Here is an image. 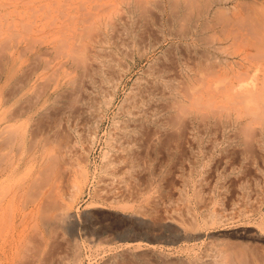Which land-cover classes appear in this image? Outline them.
I'll list each match as a JSON object with an SVG mask.
<instances>
[{"label": "rangeland", "instance_id": "1", "mask_svg": "<svg viewBox=\"0 0 264 264\" xmlns=\"http://www.w3.org/2000/svg\"><path fill=\"white\" fill-rule=\"evenodd\" d=\"M126 1L125 0H0V57L2 56V58L0 59V64L2 63L1 62L2 59L5 60V59H8L9 56H13V58H14V70L13 71L16 72V74H17V75L15 74L13 76L14 78H11L10 80H8L7 83L2 82V81H5L3 78H1V80H0V90H1V92H0V120L2 119V121H0L1 122L0 127L2 125L5 126V125L9 124L6 127L9 126L10 129L19 128V129H15L18 131V132L16 131V133H17L16 136H17L19 133L23 132L24 128L27 125H29L30 127H33L35 125V123H37V121H39L38 115L29 119L28 112H26V114L24 113L23 115H20V116L17 115L16 119L12 116H14L16 111H18V109H20V108H18L19 106L21 108L27 106L26 104L22 103V102H27L26 98L30 99L29 97L35 96L36 94L38 95L39 91L41 90V87H43L44 84L52 83L53 78L55 76V73H60V71L62 72V70H65V69L71 70L70 68H67L69 65L72 64L71 63L72 61L68 60L69 58L71 59V56L67 57L68 59L65 57V56H68L67 53H69L68 49L70 46L76 47L78 43H80V42L82 43V41H83L82 44L86 43L85 45L86 46L88 45V47H89V48L88 47L87 48L89 50H91L90 46L92 45L93 41L90 38H92L96 34L95 35L93 34V36L91 35L92 37L90 36V38H89V36H87L89 34L85 31L88 28L87 29L84 28L85 30L84 29L83 30L85 32H82L83 30H81L80 28L84 27V26H81V25H83V24L89 25L88 23H93V21L94 22L98 21L97 23H104V22H108L111 19L110 21H112V22L115 21L118 23V24L115 22L113 23L114 24L113 25L114 31L112 33L115 34L114 36H116V37L118 36L119 40H121L120 37H122L125 33H126L124 35L125 38L124 39L122 38V40H124V41H125V39L127 41L128 39L138 37V35L140 33L141 34L143 33L142 35H144V36L150 35L151 37L153 34L154 37L159 38L161 34H160V32H158V30H155V29H158L157 25H156V24H158V22L155 19L160 18L159 17V10H158L159 6H157L159 1L157 0L158 1L157 2L156 0H151L154 3V4H152V2H151L152 7L150 5V2L149 3L147 2L148 4H145V1H144L143 3L145 5H143L144 7L142 6L143 7V9H142L140 7V5H142V4H139L140 0H136L139 4V7H140V8H138V6L136 5L137 9L139 10L138 11L136 9L138 14L136 13V10H134L135 5L132 4V2H135V4H137L136 1H132V0L130 1L129 0L131 2V3H129L130 6L127 5L128 3ZM142 1L143 0H141V3H142ZM154 1H156V2H154ZM155 4H156V6H155ZM131 6H132V8L129 9V7H131ZM148 6L150 7L148 9L152 8L151 9L152 11L151 10L150 11L145 10L146 7H148ZM153 6L155 7L156 11H153V9H154ZM157 7H158V9H157ZM87 10H89V14L88 15L85 14L86 16H84V13H86L85 11H87ZM131 10H132V12H131ZM144 10L146 11L145 13H147V14L149 13L150 16L155 14V13L157 14V12H158L156 18L152 19L153 21L155 20V22H153L152 20L151 21L147 20L148 18L145 17L147 14L143 13ZM129 12L131 14H134V12H135V14L130 15ZM141 12L143 13V15H145V16H143V17H145V19L142 17V15H140ZM81 13L83 14V17H82ZM129 16H131L132 19H131V17L129 18ZM134 16H136V17H134ZM153 17H155V15ZM151 18H152V16H151ZM151 18H149V19H151ZM105 19H106V21H105ZM107 19H109V20H107ZM99 20L101 22H99ZM82 21H83V24H82ZM84 21H86V22H84ZM130 21L132 22V24H129ZM146 21H149L150 23H148V22L146 23ZM112 22H109V23H112ZM133 22H136L138 24V26L135 23L134 24L135 27H134ZM122 23H123V25H122ZM141 24L142 25L146 24V26H147V24H149L152 29L150 28V26H147L148 28H145L146 27L145 25L142 28V27H140V26H142ZM214 24L213 23L211 24V27L213 28L211 30H213V31L210 32V29L209 30L207 29L208 31H205V34L208 37H205V35H204V38H205L204 41L209 39L210 42H212V40H215L214 42H216L218 38L220 40L219 36L222 35V37H221L222 40L219 42L217 41L219 44L217 42H216L217 44L212 42V46L214 44V46L222 45V46L228 47L227 44H229V43L227 41L229 40V42H231V44L232 43L234 44V47H233V44H232L233 48L230 47L231 45H229V48H231V49L228 48L227 50L229 52H231L230 50H232V49L234 50L236 47L235 45H237L236 44L237 40L231 38L234 40V42L236 40V43H234L233 40H231V39H227V41L225 43V40H224L225 38L223 37L224 35L220 31V29L222 30L223 27L220 25V23L218 24V22H216V24H218V25H216V24L214 25ZM118 25H120V26L122 25V26L119 27ZM117 26H118V29H121L124 32L126 29V32L124 33L121 30L116 29ZM152 26H155V27H152ZM179 26H180L179 24H176L177 28H175V29L178 30ZM122 27L123 28L125 27V29H123ZM138 27H139V29H137ZM128 28H130V29H128ZM214 28H215V30H214ZM216 28H218V29H216ZM134 29H137L138 32H135L137 30L132 31ZM79 30L82 33H86V34L85 35L83 34L84 37L79 39V40H81L80 42L76 41V44H74L75 43L74 37L78 33L76 31H79ZM116 30H118V31L116 32ZM128 30L132 31V34L134 37L132 36V34H129L131 32ZM140 30L143 32H141ZM166 30H168V29H166ZM88 31L90 33L89 29H88ZM120 31L122 32V34L120 33ZM155 31H157V32H155ZM73 32H74V35L72 36ZM81 32H79L80 36H82ZM91 32L96 33L94 31H91ZM209 32L210 33H212V32L218 33L217 35L215 34L216 36H214V37L218 36V38L214 39L213 34L210 35ZM79 33H78V35H79ZM136 33H139V34L134 35ZM154 33L156 35L158 34V36H156ZM117 34H119V35H117ZM141 34H140V36H141ZM78 35L75 38H77ZM126 35H128L129 37L127 36V38H126ZM148 36L145 37V39H146L145 45L146 46L148 45L147 41L151 40L153 42L152 39L154 38V37H152V39H151V37L150 36L148 37ZM209 36H212L213 39L211 40ZM68 38H69V43H67V44L65 43L66 41L63 42L64 44L59 42V41H63L62 39H64V40L66 39L68 42ZM141 38H143V37L141 36ZM148 38H150V39H148ZM70 39L74 41V42L72 41L73 45L71 44ZM154 40H155V38H154ZM173 40L171 39L172 42L168 41V42H165V44L163 43L164 45H160V47H156L155 49H152V51L147 49L148 50L147 51L148 56H146L145 61H144L145 58L140 59L141 61L138 58H136L137 61L134 64V66L132 67V70L130 72H128L129 74L127 73L126 76L121 81L123 84L120 83V85L117 89L115 101L113 102L112 107L110 106L111 107V108H109L110 110L109 109L107 110L103 121L100 123V125L98 127L99 131L97 129L95 131L96 133L93 132L92 128L90 130L87 127L89 125H86L85 127H86V129L88 128L90 131L88 129H87L88 130L87 131L84 127L83 130H86L87 133H89V134L91 133L94 136H96V137L92 136L94 141L92 139H90V136H88L86 131L84 133V131L81 130L82 128H78V130L79 129L81 130V131L79 130V132H80L79 136L81 138L80 142H82V141L84 142V143L82 142V144L79 142V146L83 148L84 152L87 150L88 145L86 146V144H88V141L89 140H92V141H89L90 146L88 147L91 150L90 151L88 150L87 151L88 153L85 152L86 155H88L87 161H86L87 164H85V166H86L85 168L87 169V174H88L87 176L88 177H87L86 183L84 185V188L81 190V191H83V193L81 192L82 194L81 193L77 194L72 202H69L70 201L69 196H70V192H71L70 191L71 190V181H70L71 178L69 179L70 182L67 181L68 180L67 178H69L70 176H68V177L65 176V174L69 175L67 169L65 168L66 166H63L64 168H62V166H61V169H63V171H61L62 173L60 176H62V178L61 177L57 178L55 181L52 180V178H51V180H48V183L45 181L43 183L42 178L39 177L40 176L39 173H38L39 175L36 174L34 177L35 172L36 173L38 172V170H36L37 169L36 167H38V160L37 159H39V155H40L38 153L39 150H37L36 153L33 152L34 154L30 153L27 149L24 150L23 153H21V157L23 158L25 163L23 162L19 166L18 169L16 168L14 170L15 172H13V174L10 178H8L6 181L0 183V197H2V195L4 194L3 192L6 189H8V191H9L7 193L5 191L6 195L4 194V196H7V198H6V202H7L6 203V210L3 209L0 212L2 225H3L2 227L4 230V235L7 238V240H11V238H12V241L13 240L16 241V242H14L15 244H13L10 247V251L8 252L7 259H5L2 255H0V264H18V263L19 264H108L107 263V262H109L108 259L110 260L109 264L110 263L115 264V262H116V264H119V262L120 263L122 262L123 264H125L126 262H127L126 264H135V262H133L134 260L130 261V258H128V259L123 258L122 259V257L119 256V252L124 250L127 247L133 249L135 247L136 242H139V241L142 242V243L141 242L139 243V247L142 246V248H141L142 252L139 251L138 253H143L144 247H145L144 248V250H145L146 248H149L150 245L154 244L155 249L159 250L161 253L164 252L162 254L160 253V255L162 257H164L165 256L164 254H166V253L167 254L165 257H167L169 254L170 257L168 256V258L170 259V261L168 258L164 257L166 259L165 264L167 263L166 261H168L170 264L171 263L172 264H177V263H179V264H204L205 263L206 264V262H208L207 264H210V263L212 264V263H214V259H215L214 257H216V255L219 253V251H223V250L225 251V252L223 251L225 257H227V259H229V261L233 264H236V263L241 264V261H245V262H247V264H250V263L251 264H264L263 263L264 262V231H263L264 228L261 225V220H262L261 218L264 215V159L262 157V156H264V154H263L264 151L263 150L260 151L255 147L263 155L260 154L258 151L256 152V149H254V148H252V150H249L251 153L248 154L247 151H245V150H247L246 148H244L242 150V148L244 146L241 144V142H237L236 139L238 140V138H236V139H234V142H232L231 146H228L229 149H227V150L229 152H227V150H226V152L228 154L227 153L223 154V152L222 153L220 152L222 150L221 147H220L221 150L217 146L216 147L218 149L216 147H215L216 148L215 149L211 143V140H214V141L220 140L219 139L221 136L220 135L221 134L220 129L223 126V124H220V123H222L226 120L229 121L230 117L233 118V116H235L234 114L238 113L237 112L238 108L235 109V108H233L234 106H230L231 103H230V105H227V104H229V101L231 102L233 100L232 95L236 94L235 91H234V93H233V91H232V93L229 90H228L229 92L226 91L228 86H229V88H231L232 86H234V84L238 85L237 83L239 81L240 82L243 81L242 79H244V76H246L247 73H249V72L251 73V71H252L251 74H254L255 72H257V73H259L257 76L262 75L263 72H261L262 71L261 68H263L264 60L261 61V64H262V62H263V64H262V67L259 69L262 74H260V72H258V70L257 71H255V69L253 70V68H255V67L251 66L252 68L251 67H250L251 69L248 68L249 70L244 68V70H247V73L243 72V71L242 72L238 71V72H240L239 76L241 74L244 75L242 77L241 76L239 77L237 73L235 74L236 76L233 75L234 73L231 70H230L231 73L229 75V70L227 71V69L223 68V66H222V68L221 67L220 68L222 69V71H224L223 73H226V71L228 73H226L224 75L222 73V71L220 70V72H221V76H220V74L218 72L219 70L216 72L215 68H214V70H212L211 69L212 67H210L209 65H205V64H208L207 62H210V61H208L209 60L208 59L209 55H207L208 52L206 54L208 57L207 58V57H205V54H204V53H206V51L203 52V49H202V48H206V47H204L205 42H203V45L201 42H199V44H197L196 41L194 42L195 44H197V48L199 47L202 49V50L201 49L197 50L199 52L201 50V52H200L201 55L204 54L202 56L203 57L202 58L200 56V53H197V51L195 53L193 52L194 50H196V48L193 49V46L189 45V43L190 44L192 43V40L190 38L186 39L187 41L184 39L186 42L183 39H179V40L175 39L174 40L175 42ZM209 40H208V42H209ZM177 42H179L180 44ZM184 42H185V45H183ZM208 42H206V43L209 46L210 42L209 43ZM249 42H252V41L249 40ZM81 43L78 46H79V48L80 47H83V48L78 49V50L86 52L87 48L85 49V47H84L85 45L82 46ZM171 43H173V44H171ZM176 43H177V46H176ZM69 44H71V45H69ZM178 44L181 45L180 47H181L182 51L180 49H177L179 47ZM169 45L172 47H174V46L175 47L173 48L174 51L172 49H168L171 51H170V53H167L166 47L171 48V47H169ZM210 45H211V43H210ZM61 46L62 47L64 46V48L62 49ZM184 46L186 48H184ZM187 46H191V47L188 48ZM71 47H70V49H71ZM164 47H165V49H164ZM208 48H210V47H207L206 49H208ZM70 49H69V51H72L73 48L71 50ZM82 49H84V50H82ZM185 49H187V50L190 49L189 53L191 55H193V54L198 55L199 54L198 55V56H200L199 58L196 55L193 56L194 58L196 57L199 60H200V58H201V60L205 59L204 60L205 62L203 61L204 63L200 62V63L204 64L203 65L204 67L202 66L201 68L206 69V67H208L207 69L209 71V67H210L211 73H212V76L210 78L212 79V81L215 80V78L217 79L218 76H220L219 77V79H220L223 76L229 75L228 76L229 78L226 77L228 80L230 79L229 81H227L224 77L222 78V79H224L223 80L224 82L225 81L228 82L227 86L224 85L226 83H223V85H221V82H223V81H221L222 79H220V80L217 79L216 82L219 80V82H217L220 85L219 88L223 87V89H224L223 91H221L223 93H220L221 96H222V94L227 95V93H228V95H230V93H231V96H230L231 98L229 97L231 100L227 96L219 98L220 94L216 90H215L216 91L215 92L213 89L212 90L215 92V94L217 93L216 94L217 96L216 97L215 96L210 97V98H212V99H210L209 95L212 96L211 92H210L212 85L214 84L213 87L216 86L215 89H217V87L219 85L215 84L214 83L215 81H213L212 82L213 84H211V80H210L209 76L207 79H209L210 83L208 82V80H206L204 78V77H207V75L209 73L208 72L206 75L207 69L205 71H203L205 73L203 75H205V76L202 77L199 74V76L202 77V78H200V84L202 82H204V79L206 80L204 82V85L205 86L207 85L206 86L207 89H205V88L204 89L208 90V91H203V92H204V94H206L205 92H207V94H208V95H206L207 100H210V102H211L212 100L215 101L214 98L216 99V101H215L216 103L212 102L213 103L212 105H214L212 107H216V105L217 106L225 105V103L229 99L228 103L226 104V107L222 106L224 110H221V112L223 111V113H221V112L219 113L218 109L214 108L215 111L217 110V114L218 113L221 114V117L219 116V114L216 116V113L215 112L213 113L214 110L212 111L213 108L210 107L211 103H209L208 101H206L207 104L204 103L205 99H206L205 95H204L205 99L203 98L204 101H202V102L205 105L201 104L202 110L200 109L201 111H199L198 117H202L206 113L209 115L211 113L210 108H211L213 115L210 114L209 119H208L207 114L205 115V116H207V118L205 116L203 117L204 121H206V119H207L209 124H208V122H204L202 120L203 118L202 119L198 118L200 121H203V123L202 122L201 123L204 124V126H206L207 124L209 126L207 125L208 128L207 127H201L203 125L200 126L201 129L203 128L202 130L204 132L199 128L200 130L197 133L198 129L196 130V128H195L194 134H193V132H190L192 136L189 135L190 133L187 134L188 136H187L186 140H187V143H189V145L185 142L184 145L182 146V148H177L179 151L175 148V145H174L173 146L174 148L172 147V149H170L172 151V152L170 151L171 154H170L169 150L166 153L162 151L161 153L158 154L156 161H154L151 164L144 165L143 166L144 168L134 166V168L133 167H128V168L124 167L125 169H122V168L120 169L119 166L123 167L122 165H119V166L113 165L116 167V170L118 168L117 171L115 170V167H113V166H112V168H108L109 166H107V168L106 167L103 168L104 165L102 162V156L101 155L104 152V149H106V151L109 150L108 149L109 147H108V144L106 143V141L108 142V139L110 138V136L112 134L115 135L114 134L115 131H113V129H114L113 126L116 127L114 130H116V132H117V128H118L117 126L118 125L114 124V123H116L115 121L119 120V118L121 119L123 117V115H122V113L118 114L122 109L118 113L116 111L120 109L119 105H121L123 98H125V95L128 93L127 91L130 90V88L134 84V81L136 83V79H139L138 76H140L141 78H142V76L145 77L146 74H148L149 70L151 71V68L155 70V68H158V66H159L158 69H160L161 67H164L165 65L170 67L171 65H175V63H179L180 66L185 67V69H186L185 70L183 68L185 70L184 71L182 69V67L179 68V65L176 64L174 66V68L176 66H178V67H176L175 69H177V70H178V68L182 69L180 71L181 72V74H180L179 70L177 73V71L174 72L175 69H173V66L170 67V68H172V70L174 72V74H173L172 70L170 69V72L172 73L171 77H173V76L177 77L178 74H180L179 75L180 78L178 77V79L180 82H182V84L180 85L179 81H178V84L183 87L184 86L183 84L186 83L185 72L187 73L188 70H192V69H194L192 71L195 72V67L197 69V64H198L195 61L199 62L198 59L197 60L194 59L195 61L193 60V62L190 61V60H192L193 57L190 54H186L187 50L185 51ZM48 50H50V51H48ZM165 50H166V53H165ZM178 50H180V52H181L180 54H182L183 56H184V52H185V56L187 55V57H185V58H187V59H188V55H189L190 56L189 57V61H190L189 63H192L189 65H191V66L193 65L195 67L192 66L193 67L192 69L188 68V70H187L186 66H184L182 63L185 64L186 62H184V61L188 62V60L187 59L185 60L182 55H178L179 54ZM191 50H192V53H191ZM11 51H13V54L11 53ZM162 51H164V53ZM215 51H218V50H215ZM72 52L74 53V51H72ZM171 52H172V54H171ZM202 52H203V54H202ZM9 53H11L12 55H10ZM73 53L70 52L69 54L73 55ZM45 54H47V56ZM149 54H151V55H149ZM158 54L162 55V57L160 58V55H158ZM168 54H171L170 55L171 59L168 58V56H169ZM173 54H175L176 56ZM217 54H218V56H221L222 53L220 54L219 52H217V53L215 52V55H217ZM51 55H52V57L54 56L56 58V56H57V59H59V58H61V59L58 60L57 62H55L57 59L56 60L53 59L54 57L52 58ZM163 55H165L167 57V59ZM172 55H173V57H171ZM42 56L45 58H42ZM157 56L161 60L160 59L158 60ZM174 56L178 59V61L174 58ZM178 56L179 57L182 56L183 60L180 58L181 60L179 61ZM225 56L228 59L229 58L232 59L231 55H230L231 56L230 57L229 55H225V54H223L221 56V58H224ZM4 57H5V59H4ZM136 57H138V56H136ZM63 58H65V59H63ZM153 58H155V61ZM43 59L44 60L47 59L48 66H46V67L50 68V66H51V68H50L51 70L49 68L48 69L44 68L45 65H47V64H46V61H44ZM51 59H53V60H51ZM66 59H67V62L65 63L66 65L62 66L61 63L63 61H66ZM148 59H150V60H148ZM168 59L171 62H169ZM49 60L52 62L50 63ZM157 60L159 63H157ZM173 60L177 61V62H175L174 64H171L172 62H174ZM248 60H251V59H248ZM211 61L213 62V65H211V66L217 67L218 64L214 65L215 62L213 61V59ZM53 62L57 63V65L54 66L53 64H55V63H53ZM149 62L152 63L151 67L148 66V64L150 65ZM162 62L164 64L165 63L166 64L163 65ZM167 62L170 64V66L168 65ZM249 62L251 63L253 61L251 60ZM41 63H43V64L41 65ZM156 63L158 66H156ZM246 63H247L246 65L249 64L248 62H246ZM62 64H64V63H62ZM159 64L161 65V67ZM187 64L188 63H186L185 65H187ZM153 65L155 67H153ZM58 66L60 69L58 68ZM61 66L64 69H61ZM191 66H189V67H191ZM0 67H3V65L2 66L0 65ZM42 68H43V70H42ZM218 68L219 67H217L216 69H218ZM53 69H58V70L55 72ZM0 70H2V69L0 68ZM15 70H17V71H15ZM44 70H45V72H44ZM49 70L50 71L53 70V73L50 72L52 75L54 74L53 76H51L50 73L48 74ZM143 71L144 72L148 71V72L143 73ZM176 73H177V76L175 75ZM200 73H201V71H200ZM243 73H245L246 75ZM31 74H33V75L30 78ZM47 74L50 75L51 77H48ZM170 74H169V76H170ZM231 74L233 75V77L235 76L234 78H236V80L238 82L236 80H234V78H232ZM248 75H247V77H248ZM23 76H24V79H23ZM230 76H231V78H230ZM45 77H46V80H45ZM247 77L245 79H247ZM249 77H251V76H249ZM249 77L247 79V82H245L246 80L244 79L245 83L243 82L244 85H242L244 88H247V89L250 88L252 85L251 79ZM15 78H17V79H15ZM239 78H242V79L238 80ZM231 79H233L234 82ZM231 81H232V85H230ZM207 82L209 83V85H211V86H209V88H208ZM246 83L249 85H247ZM1 84H2V86H1ZM8 84L10 87L8 86ZM26 84H28V85H26ZM130 84H131V86H130ZM204 85H203V87H204ZM124 86H125V88H124ZM1 87L4 90L1 89ZM243 87L240 90L245 92V93L248 92V90L247 89H246L247 91L244 90ZM109 89H112L111 84H109V86L107 87L106 94H107V92L108 93L111 92V90H109ZM250 89H249V93H251V91L254 90V87L252 86ZM220 90H222V89H219V91ZM233 90H236V89L233 88ZM119 91H120V93H119ZM225 91L227 93H225ZM237 91H239V89ZM7 92L9 93V96L7 95L8 94ZM125 92H127V93L125 94ZM209 92H210V94H209ZM22 93H23V95H21ZM252 93H254V92H252ZM5 94H6V96H5ZM218 94H219V96H218ZM254 94H256V92ZM237 95L238 96L234 95L235 97H233V98H235V99H236V97L238 99L240 98L241 100H239V101L243 102V99L239 96L238 92H237ZM7 97H9V98H7ZM13 97H15V98H13ZM226 97H227V99H226ZM255 97L257 98V101H258L259 96L256 95ZM19 98H21V99H19ZM256 98L254 100H256ZM260 98H262V97H260ZM6 99H8V100H6ZM16 99H18V101H16ZM222 99H223V101H224V99H226V102L222 101V103H224V104H218V103H221L220 101ZM238 99H237V101H238ZM2 100L4 102H2ZM217 101H218V103H217ZM239 101L237 104H236V102H233L232 104H234L235 106L237 105V107H239L240 104L241 105L244 104V103L239 102ZM24 105H26V106H24ZM206 105H208V108L210 107L209 109L206 107L208 109L207 111H209L210 113L207 111H205V113H204V110H206V109H203V106H206ZM253 106L250 105V110H255V109L251 108ZM120 107H122V105ZM225 108L227 110H225ZM229 108H230V114L231 115L229 114V111H228ZM239 108L243 109V105H242V107L240 106ZM14 109L15 110L17 109V110L15 111ZM220 109L221 108H219V110ZM233 109H235L236 112L231 111ZM227 111H228V113H227ZM201 112L203 113V115ZM225 112L227 113V116H228V114L230 115V116H228V118H225L226 115L223 117ZM232 113H233V115H232ZM6 114H7V116H6ZM10 114H13V115H10ZM106 115H107V117H106ZM116 115L117 116L120 115V116L117 117ZM262 115H264V114H262ZM5 116L7 118V119L6 118L5 119L8 121V123L5 122L6 121L4 119ZM9 116H11L13 119L11 117H10L11 119H9L8 118ZM211 116H213L214 119H216L217 121H219L220 119L223 120V118L225 120L219 121L220 123H218ZM260 117L259 118L261 120L264 119V116H260ZM113 118H115V119H113ZM190 118L193 119V117H190ZM260 119H258L259 122L256 121L258 123V125H261V123L264 122V121L260 122ZM112 120L113 121L115 120V121L112 122ZM199 120L197 121V124H198L197 128L199 127V123H200ZM214 121L217 122L216 125H214L215 124ZM3 122L6 124H4ZM213 122H214V124H213ZM205 123H207V124H205ZM87 124H90V127L92 126L94 128V126H93L94 124H92V121L90 123L88 122ZM210 125L212 127H214V129H219L220 134H219V132H217L218 130L215 131L214 129L211 128ZM255 125H257V124H255ZM101 126H103V127L101 128ZM216 126H219V128ZM3 127H1V128L3 129ZM6 129H8V128H6ZM10 129H9V131H10ZM110 129H112V130H110ZM210 129L214 130L215 132H212V130L209 132L208 130H210ZM94 130H95V128H94ZM9 131L7 132V130H5L7 136L15 137L10 133L12 131H10V132ZM107 131L108 132L113 131V133H111V132L108 133ZM200 132H201V134L202 133L203 134L201 135ZM211 132H212V135H211ZM81 133H82V135H84L83 137L81 136ZM0 134H1L0 135V140H1L2 136L6 135V134L5 133L2 134L1 129H0ZM213 134H214V136H213ZM218 134L220 135L219 137H218ZM107 135H109L108 136L109 138L106 137ZM199 136H201V137L199 138ZM211 136L215 137L216 139L211 137ZM84 137H86V138H84ZM206 137L207 138L209 137V139H207ZM16 138L18 141H20L19 135L17 137H15L14 139H16ZM12 141H14L13 138H12ZM192 141H195V142H192ZM214 141H213V143H214ZM92 142L94 143V145H92L93 144ZM19 143L20 142L14 143V145H12V142H11V144L6 147L7 149H5V148L2 149V152H6V151H8V152L3 154L0 151V153L3 155H8V156H6V159L9 157V155H11V156L19 155L18 150H20V152H21V144H19ZM186 144L188 146H186ZM197 144H198V147L200 149L197 148ZM233 144L234 145L236 144L237 146L235 145V147H233L234 146ZM209 145H210V148H209ZM214 145H215V143H214ZM17 147H19V148H17ZM203 148H204V150H203ZM236 148L239 150H237ZM36 149H40V145H38L36 147ZM195 149H197L198 151ZM199 150H201V151H199ZM206 150L208 152H206ZM240 150L244 151L245 155H243L244 153L241 152ZM209 151L211 152V154ZM185 152H186V154H185ZM162 153H164V155H162ZM197 153H198V155H197ZM218 153H219V156H218ZM246 153H247L248 158L246 156ZM148 154H151V152ZM172 154H173V156H172ZM238 154L243 155V157L239 156ZM251 154H252V156H251ZM166 155H167L169 161H168V159H166L167 158V157H165ZM169 155H170V157H172L171 159H170ZM226 155H227V157H226ZM33 156L36 159L34 158V160L32 162L28 161V157L33 158ZM149 156H151V155H149ZM228 156H230V157H228ZM10 157L8 160H11ZM244 157L246 159V162H243V161H245ZM175 158H176V160H175ZM189 158H190V160H189ZM241 158H243L242 159L243 161L240 160ZM254 158H255V160H254ZM76 160L77 159L72 157L69 159L70 163H68V164L69 165L72 164V166H73L76 164L75 163ZM191 160H193V162H191ZM176 161H178V162H176ZM222 161L223 162L226 161V162L223 163ZM2 163L3 162H1V164ZM201 163L202 164L204 163V165H202ZM243 163H244V166H243ZM65 164H67V161L65 162ZM159 164H161V165H159ZM146 166H148V167H146ZM65 169H66V172L63 175ZM106 170H108L109 172ZM110 170H111V172H110ZM72 171H73V169H72ZM73 173H74V171H73ZM110 173L111 174L114 173L115 175L114 174L111 175ZM29 174H30V177H29ZM114 177H116V179ZM30 178H34V181H33L34 184H32L33 187L31 185L29 188L28 184H29V180H31ZM45 183H46V185H45ZM23 184H24V186H23ZM23 187L26 191L24 189H22ZM44 188L47 189L49 192H51L50 194L47 192L48 193L47 195H52L54 193L53 194L54 196H52V197L47 196L46 197V195H45L46 199L44 200V196L42 197V195H44L46 193ZM123 188L126 189L125 192H124ZM30 189H32V190H30ZM128 189H129V191H128ZM41 190H43L44 192ZM13 191L16 193H14ZM100 192H101V194H100ZM130 192H131V195H130ZM111 193H113V194H111ZM121 195H122V197H121ZM124 196H125V198H124ZM50 197L54 198L56 200H59L58 202H60V203H61V201L66 202L67 204L72 203L71 204V212L75 216L74 219H75L76 224H74L73 221L70 222L68 225L57 224V222L56 223L55 222L49 223L50 225L47 224L48 226L44 224L43 213H42L43 211H41L42 210L41 207L43 206L42 204H44V203L47 204L46 200L50 199ZM2 199L0 198V200H2ZM9 200H10V202H9ZM50 200L48 201V203L50 202ZM118 200H120V201H118ZM44 201H46V202H44ZM7 204L9 206H7ZM46 204H44L45 206H43V207L53 209V207H51L52 205L47 204L48 205L47 206ZM125 204H127V205H125ZM39 206H41L40 207L41 210L38 208ZM49 209H47L49 214L54 213L51 211H56V210H50L49 211ZM39 210L41 211V213ZM136 212H137V214H136ZM212 215L215 216L216 219L220 220L221 222H218L216 219H214V221H213L212 220L213 218H210V217H213ZM5 218H7V219H5ZM160 218H161V220H160ZM3 219H5V221ZM194 220L195 221L197 220L198 222L197 221L196 222H197V224H199L198 225L199 228H196L197 230L190 228L192 226L189 225ZM3 221L5 222V224L3 223ZM215 221H216V223H213ZM160 223H163V224H160ZM187 229H188V231H187ZM183 231L185 232V235L188 234V236H185L186 239L182 238V237H184ZM112 232H114V233H112ZM197 232H199V233H197ZM136 233L138 235H142V236H139L138 238H136V239H138V241L131 238ZM198 234L201 236H199ZM156 237L158 239H156ZM19 238H22V239L20 241H18ZM124 238H126L127 240ZM24 239H25V241H26V239L28 241V242L26 241V244H24L25 243ZM152 240H154V241H152ZM134 241H136V242H134ZM19 242H21L20 244L22 246L19 244ZM27 243H29V245H28L29 250L27 247H25V246H27ZM121 243H123L124 246ZM155 243L158 245H156ZM238 244H240V245H238ZM126 245H127V247H126ZM132 245L134 247H132ZM146 245H147V247H146ZM226 245H228V246H226ZM233 245H235L234 248H231V247H233ZM237 245L240 248H237L238 247ZM244 246H245V248H244ZM32 247H34V250H32L33 249ZM228 248H229V250H227ZM235 250L238 252L236 253ZM251 250H252V253H251ZM33 251H35V252H33ZM145 251H148V250H145ZM242 252H243V254H242ZM248 252H249V254H248ZM115 253H118L117 256H114V255H116ZM146 253H144V255L142 256V260L147 261V259H149L150 261L151 260L154 261V257H152L150 255L148 256L149 252H146ZM232 253L234 256L232 255ZM227 254H229V255L231 254L230 257H232V258H229V255H227ZM235 254H237V255H235ZM145 255H147L148 257ZM117 257H118V259H117ZM236 257H238V258H236ZM239 257H240V259H239ZM211 260H213V262ZM129 261L133 262V263H130Z\"/></svg>", "mask_w": 264, "mask_h": 264}, {"label": "bare ground", "instance_id": "2", "mask_svg": "<svg viewBox=\"0 0 264 264\" xmlns=\"http://www.w3.org/2000/svg\"><path fill=\"white\" fill-rule=\"evenodd\" d=\"M130 1L129 0L126 1L128 3L127 4L128 6H130V4H129V3H131ZM132 1H136V0H132ZM144 1H145V4H148L150 2L151 7H152V4H154L153 1H151V0H143L142 3H141V0H140L139 4H142V5H140V7L142 9L144 7L143 5H145L143 3ZM156 1H154V2H156ZM158 1H159V3H158L159 5L157 4V6H159V9H158V7H157V9L159 10V17H160L159 19L160 20L158 18L155 19L158 22V24H156L157 22L155 23L157 25V28H158V29H155V30H158V32H160L161 35H160L159 38L158 37L156 38L152 34V37H154L155 40H154V38L152 39V37L149 35L151 37V39L153 40V42L151 40L150 41H147V44H148L147 46L145 45L146 44L145 37H147L148 35L147 36H144V35H142L143 33L141 34L139 32L141 34V36L143 37V38H141V36H140L139 33L134 34V35H138L139 34L138 37H134L133 34H132V31H135V30L139 29V27L137 29L132 30V31L128 30V31L131 32L129 34H132V36L134 38L128 39L127 41L125 39V41H124V40H122V38L123 39L125 38L124 35L126 34L125 33L126 32V29H125V27L124 28L122 27L123 29H125V32L123 30H121V29H118V26L121 27L123 25V23H122L121 26L118 25L116 27V29L121 30L122 32L125 33L122 36L121 35L122 32L120 31V33H121L120 35L122 37H120L121 40H119L118 36L116 37V36H114L115 34L112 33L114 31L113 30V28H114L113 27V25H114L113 23L115 21L112 22V21H110L111 19L110 20L107 19L109 21L108 22H104V23H97L98 21L97 22L96 21L95 22L93 21V23H88L89 25H86V24L84 25L83 24V21H82V24L83 25H81V26H84V27H81V28L79 27V28L81 30H83L84 28L85 29L88 28L90 30V33L91 34L89 33L88 29L87 30L84 29V30L89 34V35H87V36H89V38H90L91 35L93 36V34L94 35L96 34L95 36H93L94 38L91 36L93 39L90 38L93 41L92 45L91 46L89 45L91 50L88 49L89 48L88 45L87 46L85 45L86 43L82 44L83 41L81 43L80 42L81 40H79L82 37H84V35L86 33H82V32H85V31L84 30L82 32L80 30L79 31H76L78 33L81 32L82 33L81 34L82 36H80V33H79V35L77 33L78 37L75 38L77 35L74 37V40H75V43L74 44H76V41H77V42H80L82 46L85 45L84 46L85 49L88 47L86 49L87 50L86 51L87 53L84 52V51L78 50V49L83 48V47H80L79 48L78 45H80V43H78L76 47L75 46L74 47L73 46L72 47L70 46L71 49L72 48L74 49V50L72 49V51H74V53L72 51H69L70 47L67 45L69 47L68 52L69 53L70 52L73 53V55L67 53L68 56H65L66 58L69 57V56H71V59L72 60L70 58L69 59L67 58L68 60L72 61L71 62L72 63L71 64L72 66L69 65L67 67V68H70L71 70L65 69V70H62V72L60 71V73H55V76L53 78V82L52 83L44 84L43 87H41V90L39 91L38 95L37 94L36 95L34 94L35 96L29 97L30 99H27L26 98L27 102H22L23 104H26L27 105V106L24 105L26 107H22L21 108L19 106L18 108H20V109H18V111H16L17 109L16 110L14 109L16 111V113L12 117H14L15 119L17 118V115L20 116V115H23L24 113L26 114V112H28L29 119H31L34 116L38 115V120L39 121H37V123H35V125L33 127H30L29 125H27L24 128L23 132H21V133L18 134L19 137H20V141H18L17 138L14 139L15 137L18 136V135L16 136V134H17L16 131L17 130H15V129H19V128H15V129L12 128V129H10L9 126L6 127L9 124H7L5 126L2 125L1 127L4 126L3 129L0 127V129L2 131V134H4V133L6 134L5 130H7V132H8L9 129H10V131H12V132H10V131L9 132L13 136H15V137H10V136H7V134L2 136V138H1L2 141L0 140V143H1L0 144V151L1 152H2V149H4V148L7 149L6 147L9 146L11 144V142H12V145H14V143H18V142H20L19 144H21V152H20V150H18L19 151V153H18L19 155H17V156H15V155L14 156L9 155V157L11 156L10 157L11 160H8L9 157L6 159V156H8V155H3V154H5L8 151L2 152L3 154L0 153V183L4 182L8 178H10L12 176L13 172H15L14 170L16 168L18 169L19 166L24 162L23 158L21 157V153H23L24 150L27 149L32 154H34L33 152L36 153L37 150H39L38 153L40 155H39V159H37L38 160V167H36L37 168L36 170H38V172L37 173L35 172L34 177H35L36 174L39 173L40 174L39 177L42 178L43 183H44V181L48 183V180H51V178H52V180L55 181L57 178H60V177L62 178V176H60L61 173H62L61 171H63V169H61V166H62V168H64L63 166H66L65 168L67 169L69 175L65 174L66 169H65L63 175L65 174V176H67V177L70 176L69 178H67L68 180L66 179L67 181H69V179L71 178V180H70L71 181V190H70L71 192H70V196H69V200H70L69 202H72L73 199L76 197L77 194H79L81 192L83 193V191H81V190L84 188V185H85L86 180H87V177H88L87 176L88 175L87 174V169L85 168L86 167L85 164H87L86 161H87V156H88V155H86V153H88L87 152L88 150L89 151L91 150V149L88 148L90 146L89 141H92V140L94 141V139L92 137L94 135L91 134V133L90 134L87 133V131L89 129L91 130V128H92L93 129L92 131L95 132L98 129L100 123L104 119V116H105L107 110L112 107V104L115 101L116 94H117V89H118L120 83H122L121 81L126 76V74L132 70V67L134 66V64L137 61L136 58H138L139 60L142 59V58H145L144 61L146 60V56H148L147 55V51H148L147 49H149L150 51H152V49H155L156 47H160V45H164L165 42L171 41V39L172 40L173 39L174 40L175 39L176 40H179V39H183V40L185 39L186 40V39L190 38L192 40V43L191 44L189 42L188 43H189V45H192L193 46V49L196 48V50L193 51L194 53L197 50L201 49L199 47L197 48V44H199V42H201L202 45H203V42H205L204 47H206V48L207 47H210L208 49L202 48L203 49V52L206 51V53H204L205 54V57H207V55H209L208 56L209 58L207 57L209 60L208 59L207 60L212 63L211 64L210 62H207L208 64H205V65H209L210 67H212L211 68L212 70H214V68H215L216 72L219 70L218 72H219L220 76H221L220 70L222 71V69H221L222 66H223V68L227 69V71L229 70V75L231 73L230 70L234 73L233 75H235L237 73L238 76H239V73H240L238 71H241V72L243 71V72H246L247 73V70H244V68L248 69L251 66L252 67H255V68H253V70L255 69V71L258 70V72H260L259 69L262 67V64H263V62L261 64V61L264 60V0H158ZM151 2H152V4H151ZM136 3L137 4H135V2H132V4L135 5V7L133 6L135 8L134 10L137 9V6H138V8H140L137 1H136ZM149 6L146 7L145 10H149L150 11L152 8L151 9H148V8H150ZM155 6H156V4H155ZM130 8H132V6L129 7V9ZM153 8H154L153 11H156L154 6H153ZM132 10H131V12H132ZM137 10H136V13H137ZM145 10L143 11V13L146 12ZM85 12L86 13H84V16H86L85 14H87V15L89 14V10H87ZM143 13L141 12V14L140 13L139 14L142 15V17H143V16H145V15H143ZM129 14L130 15H134L135 12H134V14H131L129 12ZM145 14H147V13H145ZM148 14L145 17L148 18L147 20H150L151 21L153 18H156L158 12H157V14L155 13V14L151 15L152 18L150 16V14L149 15ZM154 15H155V17H153ZM82 17H83V14H82ZM130 17L131 16H129V18ZM134 17H136V16H134ZM145 17H143V18L145 19ZM149 18H151V19H149ZM131 19H132V17H131ZM155 20L154 21L152 20V21L155 22ZM105 21H106V19H105ZM84 22H86V21H84ZM99 22H101V21L99 20ZM109 22H112V23H109ZM130 22H129V24H132V22L131 23ZM147 22L150 23L149 21H146V23ZM216 22H218V24L220 23V25L223 27V29L222 30L220 29V31L224 35L223 37L225 38L224 39L225 40V43H226L227 39L233 38V39H236L237 40V43H236V40L234 42V40L231 39V40H233L234 43L237 44V45H235L236 46L235 49L234 50L232 49L233 51L230 50L231 52H229L227 50L229 48V45H231L230 47H232V44H233V43L231 44V42H229V40L227 41L229 43V44H227L228 47H225V46H222V45H220V46H214V44L212 46V42L215 41V40H212V39L213 38L214 39L215 38L216 39L218 38V36L217 37H214L218 33H214V32L210 33L211 31H213V30H211V29H213L211 27V24L212 23L213 24L214 23L216 24ZM115 23H117V22H115ZM135 23L136 22H133V25ZM176 24H179L180 25L178 30L175 29V28L178 27V26L176 27ZM218 24H216V25H218ZM136 25L138 26L137 23H136ZM144 25L146 26V24H143L140 27L143 28ZM147 26H150V25L147 24ZM147 26L145 28H148ZM134 27H135V25H134ZM152 27H155V26H152ZM130 28H128V29H130ZM150 28H151V26H150ZM166 29H168V30H166ZM207 29L208 30L210 29V32H209L210 35L213 34V38H212V36H209L210 39L212 40V42H210V40L208 39L209 42L211 43V45L208 42V40L204 41L205 40L204 35H205V37H208L205 34V31H208ZM216 29H218V28H216ZM118 30H116V32ZM214 30H215V28H214ZM91 31H94L96 33H92ZM74 32H73L72 36L74 35ZM135 32H138V30L135 31ZM141 32H143V31H141ZM155 32H157V31H155ZM117 35H119V34H117ZM127 36L128 35H126V38H127ZM156 36H158V34ZM219 37H220V40L218 38L217 39L218 42L222 40L221 39L222 35L219 36ZM66 39L65 40L62 39L63 41H59V42H61L62 44H64L63 43L64 41H66L65 42L66 44L69 43V38H68V42H67ZM148 39H150V38H148ZM249 40H251L252 42H249ZM70 41H71V44L74 42L71 39H70ZM195 41L197 42V44L194 43ZM185 42H184L183 45H185ZM206 42L209 43V46H208V44ZM216 42H214V43H216ZM177 43H179V42H177ZM177 43H176V46H177ZM71 44H69V45H71ZM171 44H173V43H171ZM180 46L181 45H179V47L177 49H180L182 51V49H181ZM169 47H171V48L166 47L167 53H170V51H171V50H168V49H172L174 51L173 48L175 46L172 47V46L169 45ZM187 47L189 48L191 46H187ZM233 47H234V44H233ZM63 48H64V46L62 47V49ZM184 48H186V47L184 46ZM164 49H165V47H164ZM229 49H231V48H229ZM82 50H84V49H82ZM166 50H165V53H166ZM180 50H178L179 51V54L178 55H182V54H180L181 53ZM186 50L187 49H185V51ZM189 50H187L188 53L186 52V54H190L189 53L190 52ZM201 50H200V52H201ZM215 50H218V51H215ZM48 51H50V50H48ZM162 52L164 53V51H162ZM200 52L197 51V53H200ZM203 52H202V54H203ZM207 52H208V54H207ZM215 52L216 53L219 52L220 54L222 53L221 56L223 54L229 55V56L231 55L232 56V59H230V58L228 59L226 56L224 58H221V56H218V54L215 55ZM11 53L13 54V51H11ZM11 53H9V54L12 55ZM191 53H192V50H191ZM171 54H172V52H171ZM171 54H168L169 55L168 56L169 59H171L170 58V55ZM175 54H173V55H175ZM45 55L47 56V54H45ZM149 55H151V54H149ZM158 55H160V54H158ZM165 55H163V56H165ZM173 55L171 57H173ZM194 55L198 56L199 54L198 55L197 54H193L191 56L193 57ZM203 55H201V53H200V56L201 57ZM136 56H138V57H136ZM175 56H174V58L178 61V59ZM182 56H180V57L178 56L179 57V61L181 59L183 60V58L185 60L187 59V58H185V57H187V55L185 56V52H184L183 58H182ZM200 56H198V58ZM51 57H52V55H51ZM161 57H162V55H160V58ZM189 57L190 56L188 55V59H187L188 62L187 61H184V62L188 63L187 64L188 66L185 65L186 63L185 64L182 63L184 66H186L187 70H188V68L189 69H192L193 67H195L193 65H192L193 67L191 65H189V64H192V63H189V62L190 61L193 62L194 59L195 60L198 59L196 57L195 58L193 57L192 60L189 61ZM1 58H2V56L0 57V59ZM42 58H45V57L42 56ZM155 58H153L154 61H155ZM160 58L158 57L157 59L159 60ZM4 59H5V57H4ZM53 59L56 60L57 59V56H56V58L54 57ZM53 59H51V60H53ZM60 59L61 58L57 59L55 62H57ZM63 59H65V58H63ZM67 59H66V61H63L62 62L64 64L61 63L62 66L66 65L65 63L67 62ZM166 59H167V57H166ZM169 59H168V61L171 62ZM212 59L216 63V64L214 63V65H217L218 64L219 66L217 65V67H219V68L221 67L220 69L219 68L216 69L217 67L211 66V65H213V62L211 61ZM248 59H251L253 62L250 63L249 61H251V60H248ZM2 60H1L2 63L0 65L1 66L3 65V67H0L2 69V70H0V80H1V78H3L5 81H2V82H6L7 83V81L10 80L11 78H14L13 76L16 74V72L13 71L14 70V58H13V56H9L8 59H5L6 61L5 60L2 61ZM148 60H150V59H148ZM158 60H157V63H159ZM204 60L203 59L201 60V58H200L199 62L195 61L196 63H198L197 64V69L195 67V72L192 71L194 69L188 70L187 73L185 72V75H186L185 76L186 83L183 84L184 85L183 87L180 86L182 84V82L179 81L178 77L180 78V76H179L181 74L180 71L183 68L185 69V67L180 66L179 63H175L177 61H174V60H173L174 62H172L171 64H174L175 63V65L176 64L179 65V68L182 67V69H179L178 68L180 74H178V76H177L178 70L175 69V68L178 67V66H176L174 68L175 65H171V66H173V69H175L174 72L177 71V73L175 74L177 77H174V76L171 77L172 73L174 74V72H173L172 68H170L171 66H170V64L168 62L167 63H168V65L170 67H168L167 65H165L166 63L164 64L162 62V64L165 65V66L164 67H161V65L159 64L161 68L158 69L159 66L156 63V66H158V68H155V70L151 68V71L149 70V72L148 71H145L146 73L148 72V74H146L145 77L142 76V78H141L140 76H138L139 79H136V83L134 81V84L132 85L131 88L129 87L130 90L127 91L128 93L125 92V94L127 93L125 95V98L122 97L123 98V101L121 102L122 107H120L121 105H119V108L120 109L118 108L119 110L116 111L118 113L122 109L118 114L122 113V115H123V117L121 119L119 118V120H116V121L114 120L116 122L114 124H117L118 125L117 126L118 127L117 128V132H116V130H114L116 127H114L112 125L113 128H114V129L112 128L113 131L116 132V133L114 132L115 135L112 134L113 135L112 136L110 134L111 135L110 138L108 137L109 135L106 136L107 138H109L108 139V142L106 141V143L108 144V147H109L108 149L109 150L106 151V149H104V152L101 155L102 156V162H103V165H104L103 168L104 167L107 168V166H109L108 168H112L113 165H115V166L116 165H118V166L119 165H122L123 167H120L119 166L120 169L121 168L122 169H125L124 167H126V168L133 167L134 168V166L144 168L143 167L144 165H148V164H151L154 161H156V158L158 157V154L161 153L162 151L166 153L169 150V152H170L171 151L170 149H172V147L174 145H175V148L176 149L177 148H182V146L184 145V143L185 142L187 143V140H186V138L188 136L187 134H189L190 132H193V134H194L195 128H196V130L198 129V131H197V133H198L199 130L201 129V127H207V125L209 124V122L206 119L207 116H208V119H209L210 114L213 115V113L215 112L216 113V116H217L221 112V110H224L223 107H226V104L228 103L229 99L231 98L230 96H231L232 91H233V93L235 91V93H236V94H234L235 96H238L237 95V92H238L239 96L243 99V102L242 101H239V100H241L240 98L239 99L237 97H236V99L233 98L235 96L232 95L233 96L232 97L233 100L231 102L229 101V104H227V105H230V103H231L230 106H234L233 108H235V109L238 108L237 109V112L238 113L237 114H234L235 116H233V118L230 117L229 118V121L228 120L224 121L225 119L223 118V120L220 119L219 121H224V122L220 123L219 121H217L216 119H214L213 116H211L218 123L223 124V126L221 125L222 128L220 129L221 130V134L219 132V129H214V127H212L213 125L212 124H211L212 126L210 125L211 128L214 129L215 131L218 130L217 132H219V134L221 135L220 136L218 134V137L220 136V138H219L220 140H218V141L215 140L216 142L214 140H211V143H212L213 147L215 148L217 146V147H219V149L221 147L222 150L220 149L221 150L220 152L221 153L223 152V154L224 153L226 154L227 152H229L227 150V149H229L228 146H231L232 142H234V139L238 138V140L236 139V141L237 142H241V144L244 146V147L242 146L243 147L242 150L244 148H246L247 150H245V151H247L248 154L251 153L249 150H252V148H254V149L257 148L260 151L261 150L264 151V122H263L264 119H262V120L260 119L261 118L260 116H264V115H262V114H264V69H263L264 68V64H263V68H261V70H262L261 72H263V74L260 72V74H262V75H259L260 77L257 76L259 74L257 72H255L254 74H251L252 71H251V73L250 72L247 73V75L249 74L248 77L251 76V77H249L251 79V84H252L251 87L253 86L255 91L252 89L253 91H251V93H249V89L251 87L247 89V88H244L242 86V85H244L245 82H247V79H248V77H247V75L245 73H243V74H245L246 76H244L242 74L240 76L241 77L244 76V79L247 77V79H245L246 80L245 81L244 79L239 78L238 80H240V79L243 80L241 82L240 81L238 82L236 80V78H234L236 75L233 77V75L231 74L232 78H234V80H236L238 82L237 83L238 85H235L234 84V86H232L236 90H233L232 87H231L232 88L231 89L228 86V88H227L226 91L229 90L231 92L230 95H228V93L225 91V93H227V95L226 94L225 95L222 94V96H221L220 93H223L221 91H223L224 89H223V87L219 88L220 85L217 82H219V80L222 79L223 77L227 81H229L230 79L228 80L226 78L229 75L223 76L222 78L219 79L220 76H218L219 75L218 74L217 75L218 76L217 79H219V80L217 82H216V80H217L216 78H215V80H213V81H215L214 82L215 84H218L219 85L217 87V89H215L216 86L213 87L214 84L212 83L213 81L210 78L212 76L211 69L209 67V71H208V69H207L208 67L205 66L206 69H207L206 75H207L208 72L209 73H208L207 77H204V78L206 80H208V82L210 83L209 79H207L208 76H209V78L211 80V84H213L211 90L209 89L210 92H211V95H212V96L209 95V98L210 97H213V96L216 97L217 96L216 95L217 93L215 94L216 91L220 94V96L218 94L219 98L220 97L222 98V97H225V96H227L228 98L230 97L227 102H226L227 97H226V99H224V101L226 102L225 105H220L221 107L220 106H217V105H216V107H212V106H214V105H212L213 104L212 102L216 103L215 102L216 99L214 98L215 101L212 100L211 102H210V100H207L206 95H208V94H207V92H205L206 94H204V92H203V91H208V90H205V89H207V87H206L207 85L206 86L204 85V82L206 81L204 78H203L204 79V82H202L203 84L202 83H201L202 85L200 84V78H202L203 76H205V75H203V74H205L203 71H205L206 69H202L201 68L204 65L203 64L205 62ZM44 61H46V64H47V59H45ZM51 62L52 61H50V63ZM55 62H53V63H55ZM151 62H149L150 65L147 63L149 67H151V64L153 63V62L152 63ZM200 62H203V63H200ZM246 62H248L249 64L246 65L247 64ZM42 64L43 63H41V65ZM53 65L54 66L57 65V63H55ZM154 65H153V67H155ZM46 66H48V64L45 65V67L44 66L43 67L46 68V69H48L49 67H46ZM62 66H61V69H64ZM189 66H191V67H189ZM50 68H51V66H50ZM58 68H59V66H58ZM170 69L172 70V73L170 72ZM42 70H43V68H42ZM45 70H44V72H45ZM50 70H49L48 74L50 72L53 73V70L56 72L58 69H53L52 71H50ZM15 71H17V70H15ZM200 71H201L202 74L200 73ZM227 71H226V73H228ZM145 72L143 71V73H145ZM223 72L224 71H222V73ZM226 73H223V74L225 75ZM169 74H170V76H169ZM199 74L202 77H200ZM32 75L33 74L30 75V78L32 77ZM53 75L51 74V76H53ZM51 76L48 75V77H51ZM231 76H230V78H231ZM15 79H17V78H15ZM23 79H24V76H23ZM45 80H46V77H45ZM223 80L224 79H222L221 81H223ZM231 80L234 82L233 79H231ZM178 81H179L180 85L178 84ZM227 81L221 82V85H223V83H226L224 85L227 86V84H228ZM232 81L230 82V85H232ZM209 83H208V88H209V86H211V85H209ZM109 84H111L112 89H109V90H111V92H109V93L107 92V94H106L107 87L109 86ZM26 85H28V84H26ZM203 85H204V87H203ZM247 85H249V84H247ZM1 86H2V84H1ZM8 86H9V84H8ZM130 86H131V84H130ZM242 87L244 88V90L247 89L248 92L245 93V92L241 91L240 89ZM124 88H125V86H124ZM218 88L219 89H222V90L219 91ZM1 89H3V88L1 87ZM212 89L214 91L215 90L216 91L214 92ZM238 89H239L240 92L237 91ZM0 92H1V90H0ZM210 92H209V94H210ZM252 92H254V93L256 92V94H254ZM119 93H120V91H119ZM7 95L9 96V93ZM21 95H23V93ZM204 95H205V98L206 99L204 98ZM256 95L259 96V100L258 101H257V98L255 97ZM5 96H6V94H5ZM260 97H262V98H260ZM7 98H9V97H7ZM13 98H15V97H13ZM203 98L205 99V102L204 103H206V101H208L209 103H211V106L210 107L213 108L212 111L214 110V108L218 109V111H219L218 114H217V110L216 111L214 110L213 113H212L211 108L209 107L210 108V112H211L210 113L209 111H207L209 109L208 108V105L203 106V109H206V110H204V113H205V111H207V112L210 113L209 115L206 113L207 116H205L206 114H204V116L206 117L205 118L206 121H204V118H203L204 116L198 117L199 116V111L202 110L201 104L202 105H205L202 102V101H204ZM255 98H256V100H254ZM19 99H21V98H19ZM210 99H212V98H210ZM237 99H238L239 102L244 103V104H242L243 105V109L242 108H239L240 106L242 107L241 104H240L239 107H237V105L235 106L234 104H232L233 102H236ZM6 100H8V99H6ZM16 101H18V99H16ZM222 101H223V99L220 101L221 103H218V101H217V103L218 104H224V103H222ZM238 101L236 102V104L238 103ZM2 102H4V101L2 100ZM250 105H252V106L254 105L251 108H253L255 110H250ZM219 108H221V109L219 110ZM230 108L228 109L229 114H230ZM235 109H233L231 111L236 112ZM225 110H227V109L225 108ZM228 111H227V113H228ZM221 113H223V111ZM225 113H224L223 117L225 115L227 116V113L226 114ZM229 114H228V116L231 115V114L230 115ZM10 115H13V114H10ZM202 115H203V113H202ZM232 115H233V113H232ZM6 116H7V114H6ZM6 116L4 117V119L6 118ZM119 116L120 115H118L117 117H119ZM219 116L221 117V114H219ZM226 116H225V118H228V116L227 117ZM10 117L11 116H9L8 118L11 119L12 117L11 118ZM106 117H107V115H106ZM190 117H193V119L190 118ZM198 118L199 119H202L203 118L202 120L204 122H208V124L205 123L207 125L204 126V124H202L203 121H200ZM113 119H115V118H113ZM258 119H260V122L261 121L263 122V123H261V125H258V123H257V122H259ZM198 120H199L200 123H199V127L197 128V126H198L197 121ZM0 121H2V119ZM91 121H92V124H94L93 126H94L95 130H94V128L92 126L90 127V124H87L88 122L90 123ZM114 121L112 120V122H114ZM5 122L8 123L7 120ZM214 122H213V124H214ZM217 122H215L214 125H216ZM4 124H6V123H4ZM255 124H257V125H255ZM86 125H89V126H87L89 128V129L87 128L88 130L85 127ZM201 125H203V126H201ZM84 127H85V129L87 131L86 130H83ZM102 127L103 126H101V128ZM216 127L219 128V126H216ZM6 128H8V129H6ZM78 128H82L81 130H83L84 133L86 131V133L88 134V136H90V139H92V140H89L88 141V144H86V146L88 145L87 146V150L85 151L86 153L84 152L83 148L79 146V142H80L81 138L79 136L80 135V132H79L80 129L78 130ZM112 129H110V130H112ZM212 129H210L208 131L210 132ZM214 130H212V132H215ZM98 131H99V129H98ZM113 131L112 132L110 131V132L113 133ZM110 132H108V133H110ZM212 132H211V135H212ZM82 133H81V136L83 137L84 135H82ZM200 134H201V132H200ZM189 135L192 136L191 133ZM213 136H214V134H213ZM213 136H211V137H213ZM94 137H96V136H94ZM200 137L201 136H199V138ZM12 138H13L14 141L15 140L16 141L15 142L12 141ZM84 138H86V137H84ZM213 138H215V137H213ZM207 139H209V137ZM213 141H214L215 145H214ZM82 142H80V143L82 144ZM192 142H195V141H192ZM187 144L189 145V143H187ZM187 144H186V146H188ZM38 145H40V149H36V147ZM92 145H94V143ZM235 145L233 147H235ZM19 147H17V148H19ZM197 148L200 149L198 147V144H197ZM209 148H210V145H209ZM257 149H256V152L258 151ZM195 150H197V149H195ZM203 150H204V148H203ZM207 150H206V152H208ZM226 150H227V152H226ZM237 150H239V149H237ZM242 150H240V151L244 153V151H242ZM199 151H201V150H199ZM260 151H258V152L260 153ZM150 152H151V154H148ZM171 152H170V154H171ZM198 153H197V155H198ZM247 153H246V156H247ZM185 154H186V152H185ZM210 154H211V152H210ZM260 154H262V153H260ZM263 154H264V152H263ZM149 155H151V156H149ZM162 155H164V153H162ZM243 155H245V153ZM243 155H239V156H242L243 157ZM172 156H173V154H172ZM218 156H219V153H218ZM251 156H252V154H251ZM29 157H28V161H31V162L35 158L34 156H33V158L32 157L29 158ZM72 157H74L75 159H77L76 162H75L76 164L73 165V166H72V164L71 165L68 164V163H70L69 159L72 158ZM165 157H167V155ZM169 157H170V155H169ZM226 157H227V155H226ZM228 157H230V156H228ZM262 157L264 159V156H262ZM171 158L172 157H170V159ZM247 158H248V156H247ZM166 159H168V157ZM242 159L243 158H241L240 160L243 161ZM244 159H245V157H244ZM175 160H176V158H175ZM189 160H190V158H189ZM254 160H255V158H254ZM66 161H67V164L68 165L65 164ZM168 161H169V159H168ZM1 162H3V163L1 164ZM176 162H178V161H176ZM191 162H193V160H191ZM224 162H226V161H224ZM243 162H246V159ZM204 163L203 164L201 163V164L204 165ZM159 165H161V164H159ZM115 166H113V167H115ZM243 166H244V163H243ZM146 167H148V166H146ZM72 169H73L74 173H73ZM115 170H116V167H115ZM117 170H118V168H117ZM106 171H108V170H106ZM110 172H111V170H110ZM113 174H111V175H113ZM29 177H30V174H29ZM114 178L116 179V177H114ZM30 179L31 180H29V184L27 183L29 188H30V186L32 184H34L33 183L34 178H30ZM45 185H46V183H45ZM23 186H24V184H23ZM32 187H33V185H32ZM22 189H24V187ZM30 190H32V189H30ZM125 190L126 189H124V192H125ZM5 191H6V193L9 192L8 189H6ZM5 191L3 192L4 194H5ZM41 191H43V190H41ZM128 191H129V189H128ZM45 192L46 193L45 194L43 193L44 195H42V197L44 196V200L46 199L45 198V195H46V197L47 196L48 197L49 196H51V197L54 196L53 195L54 193L52 195H47L48 193L49 194L51 193L47 189H45ZM14 193H16V192H14ZM4 194L2 195V197H0L1 199L4 197L2 200H0V212L3 209L6 210V203H7L6 202V198H7V196H4ZM100 194H101V192H100ZM111 194H113V193H111ZM130 195H131V192H130ZM51 197H50L51 200L47 198L48 200H46V201H47V204L52 205L51 207H53V209H49V208L43 207V206H45L44 204H46V203H44V202H46V201L43 202L44 204L41 203L43 205L42 206L43 208L41 206L38 207L39 209L41 207L42 210L41 209L40 210L43 211L42 213H43L44 224L47 225L49 223H53V222L56 223L57 222V224L68 225L72 221L74 222V224H76L75 223V219H74L75 216L71 212V204L72 203L71 204L70 203L67 204L66 202H62V201L60 203V202H58L59 200H56V199L51 198ZM121 197H122V195H121ZM124 198H125V196H124ZM49 200H50V202L48 203ZM118 201H120V200H118ZM9 202H10V200H9ZM125 205H127V204H125ZM7 206H9V205L7 204ZM47 209H49V211L50 210H56V211H51V212H54V213L49 214V212H48ZM41 211H40V213H41ZM136 214H137V212H136ZM7 218H5V219H7ZM210 218H213L212 219L213 221H214V219H216L215 216L210 217ZM5 219H3V220L5 221ZM261 219H262L261 220V225L264 228V215H263V217ZM160 220H161V218H160ZM4 221H3V223L5 224ZM196 221L194 220L191 224H189L190 226H192L190 228H193V229L199 228L198 227L199 224H197L198 221L197 222ZM217 221L218 222H221L220 220H217ZM213 223H216V221L213 222ZM160 224H163V223H160ZM2 226L3 225H2V220H1V216H0V255H2L5 259H7L8 252L10 251V247L13 244H15L14 242H16V241L15 240L12 241V238H11V240H7V238L4 235V230H3V227ZM187 231H188V229H187ZM263 231H264V229H263ZM112 233H114V232H112ZM197 233H199V232H197ZM139 236H142V235H138L136 233L131 238L132 239H135L136 241H138V239H136V238H138ZM183 236L184 237H182V238H185V236H188V234L185 235V232H184V235ZM199 236H201V235H199ZM21 239L22 238H19V240L18 239L17 240L20 241ZM124 239H126V238H124ZM156 239H158V238L156 237ZM154 240H152V241H154ZM24 241H25V239H24ZM26 241H27V239H26ZM26 241H25L24 244H26ZM136 241H134V242H136ZM140 242L141 241L136 242L135 247L132 245V247H134L133 249L127 247V245H126L127 248H125L124 250L120 251L119 252V256H121L122 259L123 258H125V259L126 258L127 259L130 258V261H133L134 260L133 262H135V264H165V260H166L165 258H168V256L170 257L169 254H168L167 257H165L167 253L164 254L165 256L163 255L165 258L162 257L160 255L161 252L159 250L155 249V245L154 244L150 245L149 248H146L145 249V250H148V251H145L144 250L145 247H144L143 248V253H138L139 251L142 252L141 251L142 250L141 249L142 246L139 247V243ZM20 243L21 242H19V244ZM121 244L124 246L123 243H121ZM28 245H29V243H27V246H25V247L28 248ZM156 245H158V244H156ZM238 245H240V244H238ZM226 246H228V245H226ZM234 246L235 245H233V247H231V248H234ZM146 247H147V245H146ZM32 248H33L32 250H34V247H32ZM237 248H240V247L238 246ZM244 248H245V246H244ZM28 250H29V248H28ZM227 250H229V248ZM236 250H235V252L237 253L238 251H236ZM35 251H33V252H35ZM223 251H219V253L216 255V257H214L215 258L214 259V263H212V264H233V263H231L229 261V259H227V257H225V255H224V252L225 251L224 252ZM146 252H149L148 253V256L150 255V256L154 257V261H152V260L150 261L149 259H147V261L146 260L145 261L142 260V256ZM162 253H164V252H162ZM251 253H252V250H251ZM115 254L116 255H114V256H117L118 253H115ZM242 254H243V252H242ZM248 254H249V252H248ZM227 255H229V254H227ZM230 255H229V258H232V257H230ZM232 255H233V253H232ZM235 255H237V254H235ZM145 256H147V255H145ZM236 258H238V257H236ZM117 259H118V257H117ZM239 259H240V257H239ZM108 261L110 262L109 259H108ZM169 261H170V259H169ZM211 261L213 262V260H211ZM109 262H107V263L109 264ZM133 262H130V263H133ZM166 262H167L166 264H170L168 261H166ZM207 263L208 262H206V264ZM115 264H116V262H115ZM119 264H123V263L122 262L121 263L119 262ZM177 264H179V263H177ZM241 264H247V262L241 261Z\"/></svg>", "mask_w": 264, "mask_h": 264}]
</instances>
